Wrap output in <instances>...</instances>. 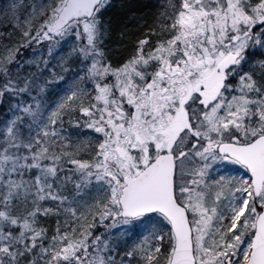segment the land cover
Returning a JSON list of instances; mask_svg holds the SVG:
<instances>
[{
    "label": "snow or ice",
    "instance_id": "snow-or-ice-1",
    "mask_svg": "<svg viewBox=\"0 0 264 264\" xmlns=\"http://www.w3.org/2000/svg\"><path fill=\"white\" fill-rule=\"evenodd\" d=\"M0 264H264V0H0Z\"/></svg>",
    "mask_w": 264,
    "mask_h": 264
}]
</instances>
